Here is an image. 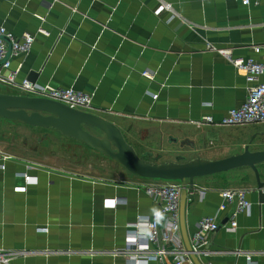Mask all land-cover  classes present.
Wrapping results in <instances>:
<instances>
[{
  "label": "crops",
  "instance_id": "0c3cea01",
  "mask_svg": "<svg viewBox=\"0 0 264 264\" xmlns=\"http://www.w3.org/2000/svg\"><path fill=\"white\" fill-rule=\"evenodd\" d=\"M162 3L171 9L157 14ZM0 26L35 37L30 52L12 60V69L20 65L17 81L92 93L91 112L113 123L140 160L168 161V145L175 143L204 161L264 151V124H194L204 115L219 120L244 103L250 83L217 50L263 59L264 49L253 46L264 45V0L250 6L235 0H0ZM39 27L50 35L38 34ZM0 93L19 94L1 83ZM8 125L22 134L7 133ZM29 132L43 133L33 140L49 153L35 158L21 152L30 145ZM0 136L21 148L0 140L8 155L0 160V251L24 253L9 264L133 263L121 250L127 225L155 208L143 189L150 179L79 141L98 156V164L83 166L94 162L92 156L60 152L66 135L54 127L0 117ZM258 181L264 182V162L188 182L182 211L179 207L185 248L197 221L215 213L219 191L243 188L250 201L248 212L237 215L235 230L220 223L196 264H264V195ZM112 199L120 201L107 206Z\"/></svg>",
  "mask_w": 264,
  "mask_h": 264
},
{
  "label": "built area",
  "instance_id": "2783aa9c",
  "mask_svg": "<svg viewBox=\"0 0 264 264\" xmlns=\"http://www.w3.org/2000/svg\"><path fill=\"white\" fill-rule=\"evenodd\" d=\"M244 6L258 4L260 0H235ZM170 6L162 3L156 13L163 10H170ZM38 34L45 36L50 32L39 27ZM63 33L60 32V35ZM34 35L23 33L20 36L14 35L5 27L0 26V83L15 87L19 94L42 97L63 103L70 108L91 112L93 109V94L78 91L72 87H55L52 85H39L28 79L17 81L16 77L20 69L11 68L14 58L27 55L34 42ZM210 50L215 47L207 45ZM258 51L264 49V45L253 46ZM226 54L232 65L245 74L246 80L250 83L247 88V95L244 103L236 108L229 109L219 120L211 115H204L194 124L197 127H236L250 124H264V57L261 60L253 57H230L226 49L217 50ZM228 52V53H227ZM142 75L153 79V73L142 72ZM157 95H153L155 99ZM8 159V155L0 150V160ZM4 166H2L3 168ZM26 182L31 177L24 175ZM144 192L148 195L154 205L149 217H139L134 223L127 225V245L121 251L127 253L132 264L140 262L156 264H196L192 256L204 255L210 236L215 233L222 222L226 229L237 228V215L246 213L250 207L247 197L248 190L243 188L222 189L219 191L221 201L211 215L200 218L196 223V229L189 239L190 251L183 243L180 232L179 207L182 192V184L176 180L150 179L143 186ZM264 193V186L259 187ZM203 192V189H200ZM192 194V193H191ZM119 199L108 201L107 206H115ZM234 205L233 208L231 206ZM231 208V209H230ZM24 254L23 252L2 253L0 251V263L9 264L13 256ZM250 261L249 255H244ZM171 258V259H169ZM204 264H212L210 261Z\"/></svg>",
  "mask_w": 264,
  "mask_h": 264
},
{
  "label": "water",
  "instance_id": "95a60500",
  "mask_svg": "<svg viewBox=\"0 0 264 264\" xmlns=\"http://www.w3.org/2000/svg\"><path fill=\"white\" fill-rule=\"evenodd\" d=\"M0 117L19 119L30 125L54 127L63 135L103 151L118 161L129 173L139 177L179 181L183 187L180 198L181 211L187 186L192 185L195 178L244 166L255 168L256 164L264 162V151H244L216 161L198 159L183 165L156 166L138 159L113 123L92 112L73 109L58 101L42 97L0 93ZM83 126L95 129L99 136L88 132ZM182 158L184 157L180 156L177 160ZM262 186L264 182L258 181V187ZM260 194L264 195L261 191ZM186 248L188 251L191 250L189 241Z\"/></svg>",
  "mask_w": 264,
  "mask_h": 264
},
{
  "label": "rangeland",
  "instance_id": "374dc122",
  "mask_svg": "<svg viewBox=\"0 0 264 264\" xmlns=\"http://www.w3.org/2000/svg\"><path fill=\"white\" fill-rule=\"evenodd\" d=\"M3 129H5V128H3ZM8 132H11L12 134H17L18 136L20 135V134H22L21 133V131H14V128L11 126V125H8L7 126V133ZM23 132V131H22ZM6 133V132H5ZM4 133V134H5ZM30 133V132H29ZM38 134H32V133H30V139H29V141H28V143L31 145H29V147H30V152L27 150V149H29V147H27V148H23L22 149V151H21V148L20 147H17L15 144H16V142L15 141H12V140H9V139H6L7 140V142H12L13 144H12V146H14L15 148H19V150L21 151V152H28V153H25V154H28V156H35V158L36 157H40V156H42L43 154H47V153H49L48 151H46V149H43V148H39L38 146H36V145H38L36 142H35V140H33V138H35V139H38V138H40V137H42L43 136V133L42 132H37ZM3 134V135H4ZM23 134H25V132L23 133ZM28 136V137H29ZM4 137V136H3ZM14 137V136H13ZM66 137V139L65 140H63V141H61V143L59 144V145H61L60 146V152H62V153H64V154H69L70 152H75V153H78V154H87V155H91L92 156V158H91V160H94V162L93 163H90V162H83V163H80V164H83V166H85V167H87V165L88 164H91L90 166L92 167V166H95L94 164H98L97 162H98V156H97V154H95L96 152H92L93 154H91L90 152V148H86L85 146H83L82 144H79L80 142L79 141H77V140H75L74 138H72V137H69L68 138V136H65ZM20 138H22V137H20ZM20 138H18V139H20ZM64 137H62V139H63ZM24 138H22L21 140H23ZM67 139H71V140H67ZM0 140L1 141H3V142H5L6 140L4 139V138H2L1 136H0ZM55 143H56V139H54L53 140ZM52 141V142H53ZM35 142V143H34ZM75 142V143H74ZM9 143H6L7 145H9ZM77 143V144H76ZM11 144V143H10ZM75 144V145H74ZM19 145V144H18ZM35 146H36V148H35ZM168 148H171L172 150H171V154H170V159L168 160V161H157L155 158H153L152 160H150L148 163H150V164H153V165H156V166H162V165H183V164H188V163H190L192 160H198V159H201V157L200 156H195V157H193V159L189 156V155H186L185 154V152H186V147H181V145L179 144V143H175V145H173L172 147H170L169 145H168ZM38 150V151H37ZM97 151V150H96ZM96 155V156H95ZM183 157L184 156V158H182V159H180V160H177V158L178 157ZM225 189H234V188H225Z\"/></svg>",
  "mask_w": 264,
  "mask_h": 264
}]
</instances>
